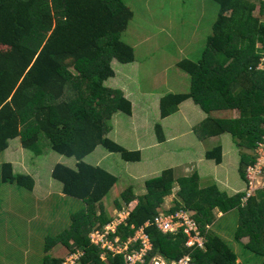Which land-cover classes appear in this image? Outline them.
<instances>
[{
	"label": "trees",
	"instance_id": "16d2710c",
	"mask_svg": "<svg viewBox=\"0 0 264 264\" xmlns=\"http://www.w3.org/2000/svg\"><path fill=\"white\" fill-rule=\"evenodd\" d=\"M210 1L220 13L208 47L198 62L184 60L178 65L191 76V91L162 97L160 117L175 115L183 103L193 100L208 116L194 127L199 140L229 134L237 146L254 151L264 137V71L258 69L264 58V0ZM133 18L124 0H0V155L11 141L21 139L25 149L40 157L47 140L54 152L78 161L76 170L57 165L53 177L64 184L66 196L86 205L60 237L70 253L85 251V264H126L123 257L111 254L104 261V251L90 238L114 222L104 201L119 178L85 159L102 146L127 163L141 161L139 151H128L108 137L112 118L133 112L125 93L106 85L116 77L115 59L123 65L136 63L134 48L122 40ZM219 111L240 115L212 116ZM156 133L163 140L159 123ZM206 159L221 165L223 147L208 151ZM255 161L252 154H241L239 174L248 189L245 171ZM3 181L33 193L36 188L35 177L16 174L9 162L3 165ZM176 187L182 203L167 213L188 210L208 238L205 249L192 251L195 264H242L223 239L206 230L214 210L223 215L238 211L235 240L249 238L244 249L264 264V194L255 191L244 203L247 192L231 198L216 185L202 188L198 174L176 179L173 170H166L146 181L147 193L140 197L129 187L123 199L127 206L137 204L117 235L127 241L143 229L152 243L148 260L159 255L172 261L188 254L183 230L164 234L154 225ZM53 243L48 251L58 242ZM63 260L48 258L45 264Z\"/></svg>",
	"mask_w": 264,
	"mask_h": 264
},
{
	"label": "rangeland",
	"instance_id": "374dc122",
	"mask_svg": "<svg viewBox=\"0 0 264 264\" xmlns=\"http://www.w3.org/2000/svg\"><path fill=\"white\" fill-rule=\"evenodd\" d=\"M124 1L133 11L134 18L122 35V40L134 48L136 63L123 65L115 59L116 62L113 61L112 64L116 78L110 81L108 87H123L128 92L133 91V99L139 108V118L135 126L136 130L139 129L138 135L148 134V130H152L146 127L145 132L143 131L146 121L148 125H152L157 120L150 134H154L153 139L161 144L166 142V135L163 130V140H160L156 133L157 123H162V118H157L160 100L169 94H186L191 91V76L178 65L184 60L198 62L201 59L219 16V7L210 0ZM257 15L254 14L255 17ZM154 95L159 98H152ZM151 99H155V102L150 101ZM179 110L182 113L172 115L168 122L175 124L171 135L177 137V141L170 147L164 145L156 153L144 154L145 159L139 163H127L120 154H115L104 162L103 168L116 165V170L115 167L111 168L113 173L124 179V187L120 184L107 201V211L114 221H122L126 214L120 211H129L137 204L136 201L127 206L123 199L129 186L133 187L137 197L143 196L147 193L145 182L168 169L178 168L174 175L176 178L199 174L200 187L216 185L231 198L243 191L247 192L248 187L239 174L241 154H252L253 151L237 146L229 134L212 137L204 142L199 141L194 133L182 136L183 132L190 131L191 126L199 125L208 116L193 100L182 104ZM239 115V111L212 113L213 117L219 119H233ZM121 116L127 117L126 114ZM111 125L113 131L108 137L115 141V137L121 136L117 132L120 133L123 129L125 135L120 139L126 146L133 148L132 141L127 137L137 135L136 130H128L126 126L116 131L115 116ZM218 146L223 147L221 165L206 159V153ZM43 150V155L28 160L29 165L33 164L38 168L37 171H40L42 177L40 187L43 192H39L40 197L17 184L4 183L3 165L8 163L9 158L5 153L0 155V264H45L48 258L64 259L71 252L60 237L71 229L73 217L83 214L86 205L81 200L62 195V184L54 179L53 171L59 164L75 168L77 160L54 152L47 140L43 143ZM99 152L108 154L104 147ZM158 152L160 157H157ZM96 158L97 155H94L85 162L93 165ZM263 188L264 179H259L256 191L264 194ZM178 190L179 187H176L173 194L166 198L163 208L175 209L182 203ZM238 221L239 213L236 210L225 215L216 213L206 230L225 241L238 256V263L261 264V257L243 247L249 243V238H241V242L235 240ZM205 239L207 243L206 231ZM53 242L58 243L55 245ZM49 243L55 245L50 251ZM74 244L72 241L71 245Z\"/></svg>",
	"mask_w": 264,
	"mask_h": 264
},
{
	"label": "built area",
	"instance_id": "2783aa9c",
	"mask_svg": "<svg viewBox=\"0 0 264 264\" xmlns=\"http://www.w3.org/2000/svg\"><path fill=\"white\" fill-rule=\"evenodd\" d=\"M258 69L264 71V58L261 59ZM252 155L256 161L245 171L249 189L247 196L243 199L244 203L255 193L259 179H264V137L257 143ZM123 214H126V217L122 221H114L106 227V230H95L91 235L92 244L100 247L104 251L102 254L104 261H107L109 254H111L114 258L123 257L126 264H195L192 251L205 249L206 239L202 235L200 224L190 212L179 210L172 214L160 213L154 219V225L164 234H178L180 230H183L188 236L186 248L190 252L172 261L159 255L148 260L147 257L152 249V243L143 229L137 231L127 241H123L117 235L118 227L125 223L129 216V213ZM85 255L84 250L72 252L64 258L63 264H85Z\"/></svg>",
	"mask_w": 264,
	"mask_h": 264
},
{
	"label": "crops",
	"instance_id": "0c3cea01",
	"mask_svg": "<svg viewBox=\"0 0 264 264\" xmlns=\"http://www.w3.org/2000/svg\"><path fill=\"white\" fill-rule=\"evenodd\" d=\"M114 62H116V61H114ZM110 81H112V79ZM110 81L107 82V84H106L107 86L110 84ZM128 83H131V82L128 81ZM128 83H126V84H128ZM131 84H133V83H131ZM115 88L117 90L118 89H121L125 93L126 98L129 101H131L132 104H133V112H132V115H130V116L127 115L126 118H124V117L121 116L124 113H118V114L115 115V118H117L116 131H118V129L120 130V127L123 128V127H126V126H127V129L128 130H132V129H135L136 130V127L135 126H136V124L138 122L137 119L139 118V115H138L139 108L136 106L135 100L133 99L134 98L133 91L128 92L127 89L126 90H123V87H121V88L120 87H115ZM151 97L152 98H159V97H157L155 95L154 96H151ZM153 100H155V99H151L150 101L155 102ZM186 102L183 103V104H186ZM137 108H138V110H137ZM179 113H182V111L179 110L178 113H176V114L180 115ZM159 117H160V108L158 109V113H157V118H159ZM170 118L171 117H168L166 119H162L161 120L162 121L161 126H162V129L164 130V134L166 135V142H164V143L159 144L155 139H153V137L155 135L154 134H150V133H152V130H154L155 123L157 122V120L154 121L152 125H148V122L147 121L145 122V124L143 126V131L145 132V130L147 129L146 127H149L150 130L152 129L151 131L148 130V132H147L148 134H146V133L143 134L141 132L142 135L139 136L138 135L139 131H137L139 129H137L135 131V132H137V135H131V136L129 135L127 137V139H129V140L132 141L133 144H131V145L134 146L133 148L126 146V143L120 139V137H122L123 135H125V132L123 131V129H122V131H120V133L117 132L121 136L120 137H115L114 139H115V141L117 143H119L120 145H122L123 147H125L126 150H128V151H140L141 152V156H142V160L140 162H142L145 159L144 154H146L148 152L156 153L160 147H162L164 145H167L168 147H170L172 143H174V142L177 141V139H176L177 137L171 135V133H172L171 130H173V127H174L175 124H168ZM194 127H195V125L191 126L189 128L190 131L183 132L182 134H184V135H182V136H185V134H192V133H194ZM147 135H148V137H145ZM195 136H196V134H195ZM101 147H99L93 154H91L90 156H88L85 159V161H87V159L92 158L94 155H97V158L95 159V163L93 164V166L102 167L103 168L104 167V165H103L104 162H107L111 157H114L115 154L114 153H110L109 151H108V154H104L103 152H99L100 149H101ZM98 152L100 154H97ZM31 153H32L31 151H29V150H27V149H25L23 147L22 142H21V139H16V140L11 141V146L5 152V155L9 158L8 162L13 164L14 169H15V172H17L18 174L32 175L33 177H35V179H36V188H35L34 193L37 194V196L40 197L39 192H41V193L43 192L42 188L40 187V183L42 181V177L40 175V171H37L38 168H36L35 166H33V164L32 165H29L28 164V160H30L31 158L36 159V156L33 153H32V155H34V156H32ZM159 153L160 152L157 153V157H160ZM116 155H118V154H116ZM61 156L62 157H66V156H63V155H61ZM23 165H25V166H23ZM66 166H68V165H66ZM75 166H76L75 168H72V167H70V168L75 169V170L78 169L77 168L78 167V161H76ZM114 167H115V170H116V168H117L116 165L113 166V167H108V168H104V169L107 170V171H109L110 173L114 174L113 171H112V169H111V168H114ZM168 170H173L174 175H175L176 174V171H178V168H173V169H168ZM162 173L158 174L157 177L160 176V175H162ZM199 177L201 178V175H199ZM175 178H176V176H175ZM176 179H178V178H176ZM56 181H58V180H56ZM60 183L62 184V188H61L62 195L65 196V194H64V184L62 182H60ZM120 184H122V187H124V179L119 178V183L115 186L114 190H117L119 188V185ZM200 184H201V181H200ZM129 187H131V186H129ZM131 188H133V187H131ZM113 191L111 192V194L113 193ZM109 196L104 201V203H105L106 206H107V203H108L107 201H109V199H110ZM163 210L164 211L165 210L169 211L168 209H165V208H163ZM129 211L126 210V209H123L120 212L121 213H129ZM216 213L222 214L218 210H214L213 211V216L214 217H216Z\"/></svg>",
	"mask_w": 264,
	"mask_h": 264
},
{
	"label": "clouds",
	"instance_id": "9594fccd",
	"mask_svg": "<svg viewBox=\"0 0 264 264\" xmlns=\"http://www.w3.org/2000/svg\"><path fill=\"white\" fill-rule=\"evenodd\" d=\"M247 191H248V190H247ZM179 210H185V209H182V208H181V209H179ZM179 210H177V211H179ZM177 211H175V212H177ZM185 211H188V210H185ZM175 212H174V213H175ZM188 212H189V211H188ZM160 213L172 214V213H167V210H165L164 212L161 211ZM194 219H195V218H194ZM195 220H196V219H195ZM196 221H197V220H196ZM197 222H198V221H197Z\"/></svg>",
	"mask_w": 264,
	"mask_h": 264
}]
</instances>
